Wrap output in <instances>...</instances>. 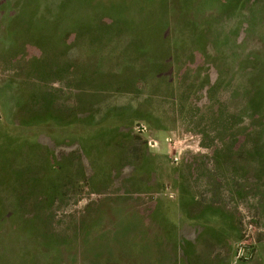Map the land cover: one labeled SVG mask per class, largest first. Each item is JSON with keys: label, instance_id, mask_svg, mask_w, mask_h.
<instances>
[{"label": "rangeland", "instance_id": "374dc122", "mask_svg": "<svg viewBox=\"0 0 264 264\" xmlns=\"http://www.w3.org/2000/svg\"><path fill=\"white\" fill-rule=\"evenodd\" d=\"M13 121L66 164L0 149V264H118L111 233L156 226L132 213L158 199L222 230L203 264H264V0H0Z\"/></svg>", "mask_w": 264, "mask_h": 264}, {"label": "crops", "instance_id": "0c3cea01", "mask_svg": "<svg viewBox=\"0 0 264 264\" xmlns=\"http://www.w3.org/2000/svg\"><path fill=\"white\" fill-rule=\"evenodd\" d=\"M86 25H84L85 27ZM76 27L82 28V25H76ZM115 27H121V25H116ZM137 29V28H136ZM77 36V32H73L72 34V46L75 43ZM69 39H65L64 43L61 45L63 46V49L67 50V48H71L70 44L68 43ZM65 46V47H64ZM67 47V48H66ZM133 59V58H132ZM140 59H143V54L141 55ZM94 85L100 84L98 80H96ZM78 89V88H77ZM87 90V89H84ZM82 91V90H81ZM95 99L90 98H80V96L75 95V99L73 100V106L75 107H94L96 104ZM98 103V102H97ZM106 121V120H105ZM103 121L101 124H105L107 122H110L108 120L107 122ZM79 125L83 126L85 130L90 132L93 131L92 124L88 123H81L77 122ZM3 124V123H2ZM11 124V125H10ZM17 124H19L18 129H22L23 133L21 135H13L12 129L17 127ZM54 124V123H53ZM57 124H60L59 122ZM15 125V126H14ZM34 123H27L26 121H21L20 123H9L8 128L4 130H0V149L2 152L7 150L8 155L14 154L15 152L19 151L24 145L30 144L33 147H36L35 149H43L48 148L46 150L49 151V147H46L42 144L40 139L37 138H30L28 130H32L30 127L34 126ZM61 127L57 128H64L69 127L68 124L64 125L61 124ZM72 125V124H71ZM55 127L54 129L57 130ZM105 130V129H103ZM94 136V135H90ZM96 138V137H95ZM94 137H87L85 145H87V149L91 151L92 145L98 146V148L101 150L100 142L96 140ZM54 144V148H57L59 146L63 147H76L79 146L80 150H82L86 155L89 156L90 151H86V147H84L83 143H80L79 139L78 141L73 145H65L67 142L62 139H50ZM62 140L65 141L64 144H62ZM92 144V145H91ZM58 145V146H57ZM150 145V144H149ZM91 146V147H89ZM154 146V145H152ZM156 146V145H155ZM21 147V148H20ZM96 148V147H95ZM96 148V149H98ZM98 149V150H99ZM54 151V150H53ZM6 153V154H7ZM51 158L48 160V162L45 164L49 168L48 171L54 170V168L63 167L66 164V161H60L53 157V154L50 153ZM168 199V198H167ZM170 200V199H168ZM185 202V199L183 198V201ZM195 203V201H192ZM165 202H162L161 200L155 201V208L154 210L147 215L141 214L140 211L133 212L137 217V220H156L157 225L151 226L150 228H119L115 229L111 235L113 237L118 236L119 239H110L111 241H114V245H111V248H117L116 251L119 252L120 257L117 260L118 264H203L202 256L203 254L201 251H203V245L209 241L208 236L214 235L216 236L215 240H213L211 244H215V241L217 240V236H221L217 234V232L222 231L221 229H217L215 227H211V229H207L203 227V224L199 221L203 219V215L199 213H193L192 211L188 210V205L186 207L184 206L182 210L180 211H174V207L172 208V211H167L165 209ZM136 217H134L136 219ZM124 219H127L128 216H124ZM139 220V221H140ZM149 227V226H147ZM210 231L211 234H208ZM214 232V234H212ZM107 235V234H106ZM213 236V237H214ZM209 245V243H207ZM146 246H148L146 248ZM214 247V246H213ZM214 247L213 249H215ZM146 252H144L145 250ZM113 250V249H112ZM147 253V254H146Z\"/></svg>", "mask_w": 264, "mask_h": 264}]
</instances>
